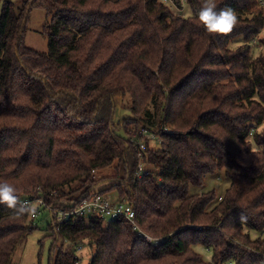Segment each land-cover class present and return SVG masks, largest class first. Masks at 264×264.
<instances>
[{"label": "trees", "instance_id": "trees-1", "mask_svg": "<svg viewBox=\"0 0 264 264\" xmlns=\"http://www.w3.org/2000/svg\"><path fill=\"white\" fill-rule=\"evenodd\" d=\"M172 1L0 0V183L54 212L115 193L136 214L58 222L46 208L31 220L0 204V264L44 214L52 264H81L77 245L91 248L89 264L264 263V51L251 53L264 9L260 0H215L238 23L209 36L196 20L203 0ZM35 8L48 19L47 52L24 43ZM236 37L244 42L233 50ZM127 99L130 114L115 123ZM129 125L156 133L158 149L139 158ZM114 162L115 179L97 175ZM139 162L150 171L141 179ZM221 171L230 179L223 196L189 194Z\"/></svg>", "mask_w": 264, "mask_h": 264}, {"label": "rangeland", "instance_id": "rangeland-1", "mask_svg": "<svg viewBox=\"0 0 264 264\" xmlns=\"http://www.w3.org/2000/svg\"><path fill=\"white\" fill-rule=\"evenodd\" d=\"M16 4H20L23 0H13ZM184 18L191 15L189 6H184L182 11L179 12ZM48 21L46 14L41 9H32L30 13L29 22L27 24V29L25 32L24 43L27 47L36 50L38 52L48 51V39L42 34V29L44 24ZM242 37H236L231 40L229 47L233 50L238 48L243 44ZM264 51V28L262 29L260 35L256 37L251 43V53L252 56L257 57L261 52ZM130 100L117 101L115 111H114V122H119L122 118L129 116ZM264 125L260 128L262 129ZM131 130H135V126L129 125ZM118 163L114 162L111 168L99 171L97 175L107 177L108 180H113L117 177V167ZM230 185V179L227 178L224 173L217 172L213 175L207 176L204 179V184L202 186H190L188 192L190 195L202 194L215 190L216 194L223 196ZM107 182L103 184V187H107ZM110 199L117 200L115 196L117 194H107ZM45 213V212H43ZM44 218L41 217L35 221L37 228L30 232L25 239H23L16 247L10 260V264H52L53 253L51 252V238L48 237V232L46 231L47 219L44 214ZM251 236L256 238L257 234L252 233ZM67 243H65V247ZM81 246V248H80ZM80 248V249H79ZM195 251L200 254L203 259L210 261L211 252L202 246H196ZM76 255L81 258V264H89L92 250L87 245H77L75 248ZM230 264H235L234 262Z\"/></svg>", "mask_w": 264, "mask_h": 264}, {"label": "built area", "instance_id": "built-area-1", "mask_svg": "<svg viewBox=\"0 0 264 264\" xmlns=\"http://www.w3.org/2000/svg\"><path fill=\"white\" fill-rule=\"evenodd\" d=\"M161 1L166 4H170L171 7L176 6L172 0ZM181 2V4L184 5L185 0H181ZM260 6L264 9V0H260ZM127 140L137 150L139 158H141L142 153L147 149V147L151 149H158L161 143V139L156 133L142 128L129 132ZM149 174L150 171L148 170L146 165L143 162H139L136 167L135 177L137 179H141L143 176H147ZM218 199L221 200V197H219ZM23 202H27V204L31 205L32 209H34V211L30 212L31 220L38 218L42 214L41 212L44 208L48 210V213L51 217L55 214L54 216L58 222L67 219H72L73 221H75L78 216L92 215L93 213L109 219L122 217L130 222H134L136 215L133 206L126 200H112L109 198V196H106L104 194H95L91 198L82 199L79 205L70 212H54L52 207L45 205L42 198H36L34 200L26 198L23 200ZM32 223L33 225H35L34 222ZM134 227L139 231V233H141L140 229L137 228L135 224ZM144 238L148 241H152V238L149 235L145 234Z\"/></svg>", "mask_w": 264, "mask_h": 264}, {"label": "clouds", "instance_id": "clouds-1", "mask_svg": "<svg viewBox=\"0 0 264 264\" xmlns=\"http://www.w3.org/2000/svg\"><path fill=\"white\" fill-rule=\"evenodd\" d=\"M206 35L223 36L231 33L238 23V17L234 9L224 7L217 11L215 0H203L201 8L196 16ZM0 204H4L13 211L14 217L34 211L27 202L20 201L16 190L8 182L0 183ZM246 220V217H241Z\"/></svg>", "mask_w": 264, "mask_h": 264}]
</instances>
